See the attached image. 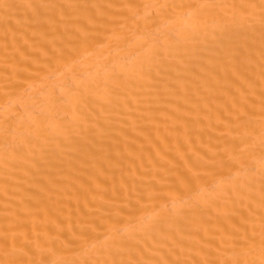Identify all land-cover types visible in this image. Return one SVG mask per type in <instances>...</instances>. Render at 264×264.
Returning a JSON list of instances; mask_svg holds the SVG:
<instances>
[{
    "label": "bare ground",
    "instance_id": "6f19581e",
    "mask_svg": "<svg viewBox=\"0 0 264 264\" xmlns=\"http://www.w3.org/2000/svg\"><path fill=\"white\" fill-rule=\"evenodd\" d=\"M0 264H264V0H0Z\"/></svg>",
    "mask_w": 264,
    "mask_h": 264
}]
</instances>
